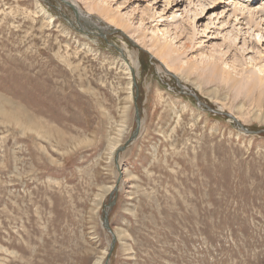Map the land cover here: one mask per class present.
<instances>
[{"label":"rangeland","instance_id":"obj_1","mask_svg":"<svg viewBox=\"0 0 264 264\" xmlns=\"http://www.w3.org/2000/svg\"><path fill=\"white\" fill-rule=\"evenodd\" d=\"M69 1L0 0V264H104L110 195L109 264H264V0Z\"/></svg>","mask_w":264,"mask_h":264},{"label":"water","instance_id":"obj_2","mask_svg":"<svg viewBox=\"0 0 264 264\" xmlns=\"http://www.w3.org/2000/svg\"><path fill=\"white\" fill-rule=\"evenodd\" d=\"M59 1L61 4H63L65 7H68L72 12H73V15L75 17V23L77 25L81 23L84 24V26H86L85 28L88 30L89 32V29L91 31H96L98 33H102V32H99L98 30H96V25H98L96 22H94V20H92V17L89 15V14H85L84 12H82L74 3H72L71 1L69 0H57ZM68 23L70 25H72V22L68 20ZM99 26V25H98ZM89 28V29H88ZM114 30V29H113ZM111 30L110 32H120L119 30ZM90 31V33H92ZM100 36V34H98ZM103 36V35H102ZM128 41L136 46V44L131 40L129 39L126 35H124ZM142 51H144L146 53V51L144 49H140ZM151 57V56H150ZM152 58V57H151ZM172 75V74H171ZM174 77V79L177 81V79L175 78L174 75H172ZM134 81V80H133ZM176 85L177 87L182 91L184 90V87L182 86L181 83H179L178 81L176 82ZM182 94H185V95H189L191 96L195 102H196V105L200 108H204L205 110L209 111V112H213L215 114H221L222 112L220 111H214L211 107H209L208 105H206L205 103L201 102L199 100V97L195 94V93H192V92H189V93H185V92H182ZM232 120L236 123L238 129L244 133V134H247V135H258V134H261V133H264V130L262 129H259V130H249L248 128H246L244 125L240 124L235 118L232 117ZM140 125H141V121H140V114L138 112V110L135 108V128H134V131L132 132V134L130 135V137L128 138V140L126 141V143L121 146V147H118L117 150H116V154H115V158H114V161L116 163V166H117V170L119 172V176L117 178V181L112 189L113 192H116L118 187V182L120 180V177L122 175V172L120 170V168L118 167V155L120 152H122L125 147L131 143L137 136V133L139 131V128H140ZM109 199H111V201L108 203V205L106 206L107 210L103 211V221H102V226L104 229H106L108 231V233H110L111 235V243H110V246H109V249H108V252H107V257H106V260L104 262V264H109V259H110V255L112 254V251L114 249V245H115V242H116V238L109 226V221H108V209H110L114 203H115V200H116V195H110Z\"/></svg>","mask_w":264,"mask_h":264},{"label":"bare ground","instance_id":"obj_3","mask_svg":"<svg viewBox=\"0 0 264 264\" xmlns=\"http://www.w3.org/2000/svg\"><path fill=\"white\" fill-rule=\"evenodd\" d=\"M94 7V6H93ZM203 11V10H202ZM115 25H117V23H115ZM79 26H81V28H83L84 24L80 22ZM86 27V26H85ZM96 30H98L99 32H103L104 28H101V27H97L96 26ZM113 30V29H111ZM114 31V30H113ZM120 33L124 36V34L120 31ZM212 71L215 72V73H218L219 71V66L218 64L214 61V63H212ZM213 74V73H212ZM213 76V75H212ZM256 81L257 83L255 82V85H260L261 84V80L256 78ZM32 130V129H31ZM99 262H96L95 264H98Z\"/></svg>","mask_w":264,"mask_h":264},{"label":"trees","instance_id":"obj_4","mask_svg":"<svg viewBox=\"0 0 264 264\" xmlns=\"http://www.w3.org/2000/svg\"><path fill=\"white\" fill-rule=\"evenodd\" d=\"M145 54V53H144Z\"/></svg>","mask_w":264,"mask_h":264}]
</instances>
